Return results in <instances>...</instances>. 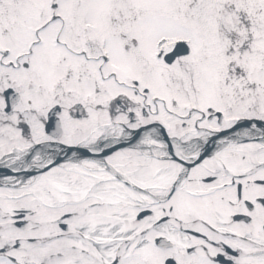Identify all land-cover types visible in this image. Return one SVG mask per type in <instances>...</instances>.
<instances>
[{"label": "snow or ice", "instance_id": "1", "mask_svg": "<svg viewBox=\"0 0 264 264\" xmlns=\"http://www.w3.org/2000/svg\"><path fill=\"white\" fill-rule=\"evenodd\" d=\"M0 264H264V0H0Z\"/></svg>", "mask_w": 264, "mask_h": 264}]
</instances>
